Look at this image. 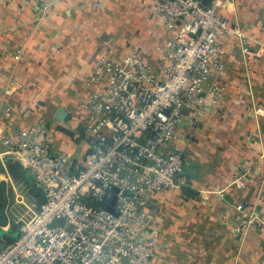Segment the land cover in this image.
<instances>
[{"label": "crops", "instance_id": "crops-1", "mask_svg": "<svg viewBox=\"0 0 264 264\" xmlns=\"http://www.w3.org/2000/svg\"><path fill=\"white\" fill-rule=\"evenodd\" d=\"M42 1L0 0V102L11 106L3 129L38 124V140L52 152L81 158L86 142L77 124L94 65L136 49L157 69L172 34L162 28L156 0H60L47 10ZM221 11L237 31L220 38L223 102L186 123L185 185L194 194L163 190L147 202L159 229L150 264H264V0H226ZM12 166L30 187L18 163H9L11 176ZM239 215L260 221L237 232Z\"/></svg>", "mask_w": 264, "mask_h": 264}, {"label": "built area", "instance_id": "built-area-1", "mask_svg": "<svg viewBox=\"0 0 264 264\" xmlns=\"http://www.w3.org/2000/svg\"><path fill=\"white\" fill-rule=\"evenodd\" d=\"M225 2L158 0L155 11L172 37L157 69L142 62L136 49L99 59L77 124L86 142L81 158L52 152L47 141L38 140V124L5 131L11 106L0 102V194L6 196L0 264H150L159 229L147 202L185 185L186 123L223 102L220 38L237 33L221 11ZM243 45L251 56L246 39ZM9 163L29 174L37 205L16 192ZM235 184L245 186L241 178ZM17 204L31 216L21 220L15 238H5L17 224ZM255 221L256 216L241 225Z\"/></svg>", "mask_w": 264, "mask_h": 264}, {"label": "rangeland", "instance_id": "rangeland-1", "mask_svg": "<svg viewBox=\"0 0 264 264\" xmlns=\"http://www.w3.org/2000/svg\"><path fill=\"white\" fill-rule=\"evenodd\" d=\"M58 1L60 0H43L41 3H40V6L44 9V10H47L49 6H53L55 5ZM158 0H156L155 4L157 3ZM154 10H155V5H154ZM156 12V11H155ZM99 61V60H98ZM98 62L94 65V73L96 71V66H97ZM93 73V74H94ZM94 76V75H93ZM93 76L91 77H88L86 78V80L84 81L85 85L89 88V92L86 96H88L91 92V79L93 78ZM17 167V166H16ZM17 168H15V170H13V166H12V175L16 172ZM12 179H13V182H14V185H15V188H16V192L18 194H21L23 195L24 199H25V202L30 206L31 204L35 203L36 205L38 204L37 200L35 199L34 197V194L35 192L33 191L32 187H29L27 181L22 177V176H17L15 177L14 175L12 176ZM15 198V193H12L11 195V200L13 201ZM0 203L1 206H0V209L2 208L3 204L6 203V196L5 194L2 192L0 194ZM13 216V221H17V224H15L10 230H9V234H3L5 238H8V237H11V238H15L17 235H18V225L21 223V220L22 219H27L31 216V212H28L26 210V208L22 205H16L15 209H14V214L12 215ZM240 216V215H239ZM246 219V217H243V216H240V217H237L236 220L239 222V225L238 227L242 224V220ZM260 220L258 219V222ZM4 223V222H1V224ZM238 227H237V230H238ZM242 226L240 228V230H238L237 232H240L242 230ZM246 228H243V230H246Z\"/></svg>", "mask_w": 264, "mask_h": 264}, {"label": "water", "instance_id": "water-1", "mask_svg": "<svg viewBox=\"0 0 264 264\" xmlns=\"http://www.w3.org/2000/svg\"><path fill=\"white\" fill-rule=\"evenodd\" d=\"M65 114H66V112H65L64 110L61 109L60 112H59L58 117H59L60 119H64V115H65ZM185 167H186V166H185ZM25 176L29 179L30 187H32V186H33V183H32V180H31L29 174L26 173ZM37 195H39V193H37ZM115 200H116V197H113V199L111 200V204H114ZM107 209H108L109 211H113V208L111 207V205H109V206L107 207Z\"/></svg>", "mask_w": 264, "mask_h": 264}, {"label": "trees", "instance_id": "trees-1", "mask_svg": "<svg viewBox=\"0 0 264 264\" xmlns=\"http://www.w3.org/2000/svg\"><path fill=\"white\" fill-rule=\"evenodd\" d=\"M17 171L19 172V174H21L22 176L24 175V172L21 170V168H18ZM185 180H187L186 176L184 175ZM186 184V183H185ZM180 189L182 190V193L185 196H192L194 194L193 190L190 189V186H186V185H182L180 187Z\"/></svg>", "mask_w": 264, "mask_h": 264}]
</instances>
